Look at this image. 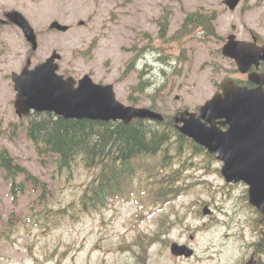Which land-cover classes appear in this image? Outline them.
<instances>
[{"label": "rangeland", "instance_id": "374dc122", "mask_svg": "<svg viewBox=\"0 0 264 264\" xmlns=\"http://www.w3.org/2000/svg\"><path fill=\"white\" fill-rule=\"evenodd\" d=\"M225 1L0 0V18L20 11L39 41L30 56L22 32L0 25V153L40 181L24 183L23 191L12 194L13 179L0 167V264H240L252 254L264 264V249L255 251L264 244V222L246 200L248 187L221 176V162L195 154L188 143L175 157V146H169L170 166L164 170L165 152L144 160L143 171L153 168L155 179L141 171L125 196L86 212L81 197L98 170L79 163L59 170L53 160L43 162L27 136L28 119L19 117L14 106L12 75L29 60L31 70L57 51L60 74L77 80L90 75L96 83L114 85L125 106H154L171 116L197 111L224 79L236 76L237 65L221 53L228 36L250 41L255 34L264 43V0H243L235 11ZM191 12L215 13L216 34L199 30L172 39ZM166 19L169 30L162 38ZM54 20L71 30H49ZM175 174L179 196L168 204L157 202L164 187L157 181ZM23 181L22 175L16 178ZM205 207L211 215L203 214ZM174 242L188 245L195 255L173 256Z\"/></svg>", "mask_w": 264, "mask_h": 264}, {"label": "water", "instance_id": "95a60500", "mask_svg": "<svg viewBox=\"0 0 264 264\" xmlns=\"http://www.w3.org/2000/svg\"><path fill=\"white\" fill-rule=\"evenodd\" d=\"M241 1L227 0L226 5L234 11ZM5 17L22 29L31 52H36L38 37L24 15L14 10ZM50 29L66 33L69 26L54 21ZM222 53L234 60L242 73H248L253 64L264 61V46L239 41L235 35L229 37ZM60 59L61 55L54 52L33 70L26 67L20 74L13 75L17 93L15 108L20 117L35 111L54 113L65 120L123 121L126 125L134 119L164 120L150 109L124 106L117 100L112 85L96 84L89 75L78 83L71 77L65 79L58 74L60 66L56 61ZM249 78L259 87L249 89L225 80L221 86L223 93L216 94L199 112H181L174 121L183 135L224 162L221 173L228 183L244 182L249 186L250 205L259 211L264 221V75L250 74ZM218 120L225 121L217 123ZM218 124L228 125L229 129L224 132ZM209 214L211 210L205 207L204 215ZM171 252L187 258L194 254L192 249L177 243L172 244Z\"/></svg>", "mask_w": 264, "mask_h": 264}, {"label": "trees", "instance_id": "16d2710c", "mask_svg": "<svg viewBox=\"0 0 264 264\" xmlns=\"http://www.w3.org/2000/svg\"><path fill=\"white\" fill-rule=\"evenodd\" d=\"M216 19L215 13H188L182 29L177 33L178 37L172 39L176 40L199 30L214 36ZM160 27L163 34L161 37L166 38L169 20L162 21ZM166 117L167 120L163 123L135 120L127 126L122 122L64 120L52 113H34L27 117L29 123L26 133L43 162L49 158L59 170H69L78 163L88 170H98L81 197L83 209L86 212H95L106 208L110 201L127 194L133 179L143 171L145 159L155 158L159 153L165 152L166 157L161 160L160 166L164 170L167 166L168 151L171 149L169 146H175L172 153L175 157L182 156L185 144L195 146L180 135L174 124L169 121V116ZM194 151L199 153L203 149L195 146ZM0 167L5 170L7 179H13L12 194L23 191L24 183L36 185L40 182L25 167L15 163L6 152L0 153ZM152 171L153 168L149 167L142 174L155 179ZM155 171L160 173L159 165ZM19 175L24 177L21 183L16 182ZM178 181L177 174L168 178L165 175L157 181V184L160 183L164 187L160 193L157 192L156 201L168 204L178 197L182 190L176 187Z\"/></svg>", "mask_w": 264, "mask_h": 264}, {"label": "flooded vegetation", "instance_id": "af4514ba", "mask_svg": "<svg viewBox=\"0 0 264 264\" xmlns=\"http://www.w3.org/2000/svg\"><path fill=\"white\" fill-rule=\"evenodd\" d=\"M4 15L3 17L0 18V20H4ZM0 25H8L7 22L4 20V22L0 21ZM251 41H255L259 46H262L264 43H261L259 41V38L257 36H255L254 34L251 35L250 37ZM251 73L254 74H258V75H264V61H260L257 65L253 64L250 68L249 73L247 74H243L241 73L238 68L235 70V75L234 77H229L233 80L236 81V83L238 85L241 86H247L248 88H256L258 87V85L252 81H250L249 79V75ZM220 91V89H219ZM221 121H219L218 123H220ZM222 127L224 130H227L229 128V126H220ZM261 248L264 249V244H262V242H260L257 247H256V252H259V254L261 253ZM251 260L253 264H262L261 258L257 256V254H252L247 260H244L243 262H241L240 264H245L247 261Z\"/></svg>", "mask_w": 264, "mask_h": 264}]
</instances>
